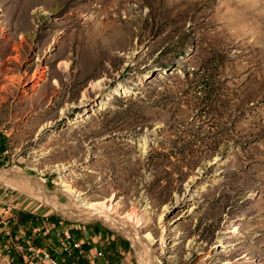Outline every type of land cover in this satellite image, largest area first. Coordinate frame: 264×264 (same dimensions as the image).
I'll return each instance as SVG.
<instances>
[{"label": "rangeland", "instance_id": "1", "mask_svg": "<svg viewBox=\"0 0 264 264\" xmlns=\"http://www.w3.org/2000/svg\"><path fill=\"white\" fill-rule=\"evenodd\" d=\"M0 209V264L26 214L131 264H264V0H0Z\"/></svg>", "mask_w": 264, "mask_h": 264}, {"label": "crops", "instance_id": "2", "mask_svg": "<svg viewBox=\"0 0 264 264\" xmlns=\"http://www.w3.org/2000/svg\"><path fill=\"white\" fill-rule=\"evenodd\" d=\"M42 191V190H41ZM43 192V191H42ZM44 196L43 201L46 203V205L52 206L53 208L57 207L53 203L54 201H47V198ZM46 200V201H45ZM53 202V203H52ZM56 204V203H55ZM60 208V207H59ZM58 208V209H59ZM1 210V209H0ZM6 210V209H3ZM8 210V209H7ZM61 211H64L61 210ZM15 211L9 209L8 212L0 211V221L3 222L4 225L0 226V234H5L7 236L10 235L9 239L13 241L14 233H10V228L8 227V224L11 225L12 221L10 220V217H13ZM27 215V224L30 226L24 225L27 227V233H24L23 236V245H17L14 244L12 254L14 255V259H17L16 264H41L38 261H34V258L32 257L31 251L37 247L41 248H50V240L55 238V231L59 228L61 224H65L68 229L71 230V233L74 237L77 239H80L83 248L85 250V253L83 257L76 262L77 264H131V262H128L129 255L122 254V248L119 244L120 242L113 241V235H109L112 237V241H110V238L107 233L104 232L102 229H98L97 233H94V229H88L87 223L89 222H82L74 217L67 218L64 217V220H53V217H51V222L49 223V219L47 215H44L42 217H46V219L42 218L40 221L39 218L31 217L30 215ZM71 216L70 214H68ZM29 217H31L29 219ZM36 219V220H34ZM32 224L40 225L41 231L34 230ZM38 228V227H36ZM34 230V231H33ZM16 232V231H15ZM19 234V233H17ZM22 237L21 235H18ZM3 237V236H2ZM17 239V237H16ZM56 243L60 242L58 239H54ZM112 245H115L114 248H111ZM102 253L103 256L99 257L98 254ZM73 260L71 261L72 264Z\"/></svg>", "mask_w": 264, "mask_h": 264}, {"label": "built area", "instance_id": "3", "mask_svg": "<svg viewBox=\"0 0 264 264\" xmlns=\"http://www.w3.org/2000/svg\"><path fill=\"white\" fill-rule=\"evenodd\" d=\"M55 238L60 242L56 243ZM55 238L50 240V248L37 247L31 251L34 261L41 264H69L73 260L72 264H77L85 253L81 240L74 237L65 224L55 231ZM98 256L102 257L103 254L100 252Z\"/></svg>", "mask_w": 264, "mask_h": 264}, {"label": "bare ground", "instance_id": "4", "mask_svg": "<svg viewBox=\"0 0 264 264\" xmlns=\"http://www.w3.org/2000/svg\"><path fill=\"white\" fill-rule=\"evenodd\" d=\"M121 88H122V86H121ZM120 87L119 88H117L116 90H114L116 93H120V90H122ZM61 183H63V184H65L66 186H67V188L70 190L71 189V191H72V188H70L68 185V183H69V178L68 177H66V176H62L61 178ZM42 193V192H41ZM39 196V195H38ZM84 203V200H82V204ZM82 205H80V207H81ZM85 212H86V210L83 208V206L81 207ZM61 210H63V209H61ZM82 210V211H83ZM62 212H64V213H66L67 215L68 214H70L71 212H68L67 211V209H65V211H62ZM85 212H83V213H85ZM98 212H100L101 214H99V215H101V218H111L112 216H111V214L110 213H108V212H106V211H98ZM87 214V213H86ZM71 215V214H70ZM78 215H82V214H78ZM137 217V216H136ZM128 220L127 221H129V220H131V217H128L127 218ZM138 219L139 218H136V224H138L137 222H138ZM135 224V226H137ZM138 227V226H137ZM146 242H148V243H150V240H149V238L148 237H146ZM220 245H224V243H220Z\"/></svg>", "mask_w": 264, "mask_h": 264}]
</instances>
